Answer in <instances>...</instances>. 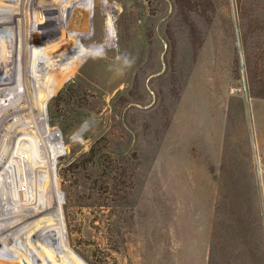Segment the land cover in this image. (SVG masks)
Masks as SVG:
<instances>
[{"label":"rangeland","instance_id":"374dc122","mask_svg":"<svg viewBox=\"0 0 264 264\" xmlns=\"http://www.w3.org/2000/svg\"><path fill=\"white\" fill-rule=\"evenodd\" d=\"M88 3L90 44L77 39L78 55L28 66L33 82L48 67L61 75L46 99L47 87L34 90L57 133L51 172L39 135L21 126L0 175L26 158L25 196L55 187L70 264H264V0ZM31 33L27 48L48 55ZM19 73L6 84L22 87Z\"/></svg>","mask_w":264,"mask_h":264},{"label":"bare ground","instance_id":"6f19581e","mask_svg":"<svg viewBox=\"0 0 264 264\" xmlns=\"http://www.w3.org/2000/svg\"><path fill=\"white\" fill-rule=\"evenodd\" d=\"M88 5V0H0V29L13 28V30H11L13 31L11 41L7 40L10 44L3 41L0 42V167L3 168L6 165L5 159L11 155L10 147L15 144L16 129L22 126L27 130H34L39 135L47 159L46 161H48L46 168L51 172L52 162H54L53 157L56 154L51 158V152L47 141L52 142L53 146L54 144L56 145L54 141L56 140L57 133L55 129L50 127L51 118L49 114L47 118L44 114L43 106L40 102L41 95H36L34 90L43 85L47 87L48 90L44 91L43 97V99H46L48 92L55 89L56 82L61 75H57L56 78H54L51 73L55 71L57 66L52 68L48 67L47 70L44 69L41 74L39 73L44 83L35 80V82H33L31 80V75L34 73L30 74L28 66L32 65V68L30 66L29 68L34 71H40L45 64H55L71 56L78 55V53H80V51L78 52L79 49L74 48L77 39L81 40L86 45L90 44L92 39L91 35L84 33L89 29L91 23ZM71 6H74L73 14L68 20L65 16V11L69 10ZM99 7L96 10V14L99 12ZM107 7L111 8V5ZM31 30L33 40L39 42L42 48L46 47L45 52L49 51L47 53L48 55L41 56V54L38 56L41 52L38 47H30L31 49L27 48V43L32 40L27 36ZM104 40L108 43L113 41V34L109 28H107ZM7 47L10 48V54L8 51L6 52ZM18 49L20 51L22 63L20 70L18 69L17 60ZM52 53L56 54L55 56H57V58H55ZM34 58L37 60V63L34 62ZM18 73L21 74L22 77V87H18L17 85V87H15L14 84H10L11 82L9 83L10 85L6 84V81L8 83L13 77L18 78L16 77ZM30 105L32 108L34 107L33 110L30 108ZM52 144L50 143V146H52ZM19 147L23 150L29 149V147L25 145H19ZM30 151L31 149L29 152ZM12 152H15V150ZM26 153L27 152H25V155ZM15 157L21 156L19 153H16ZM28 159L30 158H27V160ZM24 160L26 161V158ZM20 161H22V159ZM25 161L18 163L19 165L17 164L18 171L16 170L17 166L11 168V164H8L10 168H6L5 171L3 170L4 172L0 175V246L14 249L22 253L26 264H70L73 259L76 258L71 255V252H68L69 250H65L64 243L60 242L61 238L57 237L56 233V230L58 232L60 228V219L58 215L56 189L55 187L51 189V174L49 173L50 175L45 179V185L48 187L50 186L51 189L49 193L47 192L48 194L44 191L42 194H39L42 188L40 185H36L33 189L34 193H30L31 195L26 197L25 195L27 192H29V190L32 191L31 188L33 187L31 183L33 180L30 183L29 179H32L30 174L32 163ZM40 171L42 170L40 169ZM46 175L44 178H46ZM40 180L44 181L42 179ZM19 184H24L27 192L22 190ZM16 192L19 193V196L16 195L18 198L14 195ZM24 202H30L31 204H25ZM30 209L32 210L29 211ZM26 230L28 232L27 238L34 237V241L30 239V243H28L32 248L22 246L24 245L22 244L24 237L21 236L24 235ZM55 238H59V241H57L59 244L56 245L58 250H56L54 245ZM37 245L42 247L44 252L37 250ZM1 251L2 250H0V260H7L12 264H21L19 262L17 263L18 259L15 260L7 255L6 257ZM38 255L41 257L39 258L40 260L37 258Z\"/></svg>","mask_w":264,"mask_h":264},{"label":"water","instance_id":"95a60500","mask_svg":"<svg viewBox=\"0 0 264 264\" xmlns=\"http://www.w3.org/2000/svg\"><path fill=\"white\" fill-rule=\"evenodd\" d=\"M81 132V131H80Z\"/></svg>","mask_w":264,"mask_h":264}]
</instances>
